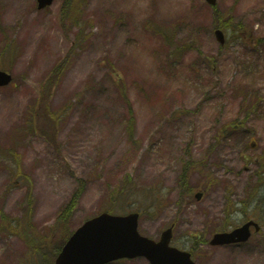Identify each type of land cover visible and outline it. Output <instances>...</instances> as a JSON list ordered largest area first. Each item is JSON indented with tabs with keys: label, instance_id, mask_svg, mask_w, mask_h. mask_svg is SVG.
<instances>
[{
	"label": "rangeland",
	"instance_id": "1",
	"mask_svg": "<svg viewBox=\"0 0 264 264\" xmlns=\"http://www.w3.org/2000/svg\"><path fill=\"white\" fill-rule=\"evenodd\" d=\"M216 1L222 48L203 0H0V264H51L102 210L175 223L197 264H264V0Z\"/></svg>",
	"mask_w": 264,
	"mask_h": 264
},
{
	"label": "water",
	"instance_id": "2",
	"mask_svg": "<svg viewBox=\"0 0 264 264\" xmlns=\"http://www.w3.org/2000/svg\"><path fill=\"white\" fill-rule=\"evenodd\" d=\"M214 3V0H207ZM52 0H37L38 9L51 4ZM221 41L222 34L216 31ZM11 76L0 71V87L7 85ZM137 214L111 216L103 213L85 222L67 241L55 264H104L121 259L144 256L150 264H193L189 255L168 247L170 229L163 233L161 241L154 243L139 236ZM231 233L214 235L210 244L222 245L245 241L249 237L248 226Z\"/></svg>",
	"mask_w": 264,
	"mask_h": 264
},
{
	"label": "trees",
	"instance_id": "3",
	"mask_svg": "<svg viewBox=\"0 0 264 264\" xmlns=\"http://www.w3.org/2000/svg\"><path fill=\"white\" fill-rule=\"evenodd\" d=\"M53 120H54V119H53ZM131 126H134V122H132V121H131ZM72 207H74V204H72ZM26 242H27V243H30V246H31V244H32V240L28 239V240H26ZM59 248H60V246L54 248V251H56V253H57V251L59 250Z\"/></svg>",
	"mask_w": 264,
	"mask_h": 264
}]
</instances>
